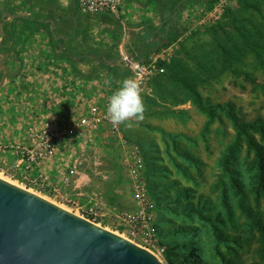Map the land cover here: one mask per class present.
I'll return each instance as SVG.
<instances>
[{"label":"rangeland","instance_id":"obj_1","mask_svg":"<svg viewBox=\"0 0 264 264\" xmlns=\"http://www.w3.org/2000/svg\"><path fill=\"white\" fill-rule=\"evenodd\" d=\"M161 3L165 12L155 22L148 17L141 22L154 24L142 30L146 40L137 50L146 53V43H154L141 57L151 53L163 65V72L152 76L160 94L148 96L149 78L141 95L151 105L169 103L166 114L174 122L159 132L132 121L131 127L122 124L126 138L141 147L142 176L162 246L160 254H153L162 264H264V178H257L254 150L264 154V0ZM71 9L76 11L74 2ZM160 23L174 35L157 32ZM177 78L190 83L214 115L201 110ZM232 115L245 123L243 130L238 131ZM107 140L98 153L106 143L120 171L115 200L111 186L100 191L110 213L131 208L133 202L120 169V147L115 137ZM98 175V180L108 179Z\"/></svg>","mask_w":264,"mask_h":264},{"label":"crops","instance_id":"obj_2","mask_svg":"<svg viewBox=\"0 0 264 264\" xmlns=\"http://www.w3.org/2000/svg\"><path fill=\"white\" fill-rule=\"evenodd\" d=\"M154 1L124 0L119 15L104 12L84 16L76 5V11L71 9L73 0H0V47L8 50H0V76L2 64L6 68L0 86V141H22L30 126H39L44 120L61 124L82 114L90 104L107 102L120 82L130 77L121 54L137 55L144 42L142 30L154 24L141 22L145 17L155 22L154 18L165 12ZM150 79L146 93L159 95L160 90L153 87L156 77ZM143 102L148 109L142 121H132L136 127H153L159 132L174 122L166 114L169 103L158 100L151 105L144 97ZM109 136L101 127L88 144L63 137L53 158L43 163L53 181L58 182L71 157H80L79 172L68 188L72 200L85 204L92 196L103 198L100 191L110 186L115 200L120 171L114 169L118 159L106 145ZM103 142L104 151L99 154L97 148ZM12 160L9 151L0 152L1 165ZM120 169L125 174L122 165ZM101 172L106 181L97 179Z\"/></svg>","mask_w":264,"mask_h":264},{"label":"built area","instance_id":"obj_3","mask_svg":"<svg viewBox=\"0 0 264 264\" xmlns=\"http://www.w3.org/2000/svg\"><path fill=\"white\" fill-rule=\"evenodd\" d=\"M79 13L94 16L99 13L119 15L124 0H73ZM121 59L127 65L130 77L141 87L152 76L163 72L164 67L157 61V56L149 53L147 57L139 54L122 53ZM105 102L102 105L90 104L84 112L69 117L64 123L56 124L44 120L39 126H30L27 136L22 141H0V152L9 151L13 160L0 164V173L15 180L24 187L43 193L61 204L71 206L77 215L95 222L104 223V227H112L119 235L141 246L151 253L160 254L158 226L155 221L154 202L146 188L142 176L143 156L141 147L130 141L122 132V125L114 127L105 118ZM105 127L109 134L117 139L121 151V165L131 191V208L108 212L100 196H92L85 204L72 200L68 188L72 178L78 174L81 159L73 155L60 180L54 182L51 175L43 168V163L52 159L58 142L63 137L72 141L88 144L95 139L97 131ZM106 179L104 172L99 173Z\"/></svg>","mask_w":264,"mask_h":264},{"label":"water","instance_id":"obj_4","mask_svg":"<svg viewBox=\"0 0 264 264\" xmlns=\"http://www.w3.org/2000/svg\"><path fill=\"white\" fill-rule=\"evenodd\" d=\"M0 264L162 263L125 237L0 178Z\"/></svg>","mask_w":264,"mask_h":264},{"label":"clouds","instance_id":"obj_5","mask_svg":"<svg viewBox=\"0 0 264 264\" xmlns=\"http://www.w3.org/2000/svg\"><path fill=\"white\" fill-rule=\"evenodd\" d=\"M145 106L141 95L140 84L127 77L120 86L108 97L105 118L114 127L125 125L131 127V121L144 119Z\"/></svg>","mask_w":264,"mask_h":264},{"label":"trees","instance_id":"obj_6","mask_svg":"<svg viewBox=\"0 0 264 264\" xmlns=\"http://www.w3.org/2000/svg\"><path fill=\"white\" fill-rule=\"evenodd\" d=\"M158 1V0H157ZM158 2H160L159 4H160V8L161 9H163V4L161 3V0H159ZM156 30H157V32H159V31H166L165 30V27H164V25H159V26H157L156 27ZM167 32V34L168 35H174V33H173V30H168V31H166ZM49 35H50V37H51V39H52V41H55V39H54V37H53V35H52V32H49ZM4 36L5 37H7V36H9V34L6 32H4ZM143 39L144 40H146V38H144L143 37ZM154 48V43H151V42H147L146 43V53H141V52H139L138 54H140L139 56H142V55H145V54H147L151 49H153ZM0 50L2 51V52H7L8 50L5 48V47H3V46H1L0 47ZM98 59H99V62H100V64H102V57H98ZM177 80L181 83V85L184 87V88H186L191 94H192V96H193V98H194V101H195V103H196V105L201 109V110H204V111H206L208 114H210V115H214V111H213V107H212V105H210V104H206V103H204V99H203V97L201 96V94L200 93H198L197 91H196V89L190 84V83H187V82H185L182 78H177ZM226 107L227 108H231V105H229V104H226ZM232 117H233V122H234V125L238 128V131H240V130H243V127H244V125H245V123L244 122H242L241 120H239V119H237L235 116H233L232 115ZM254 150H255V155H256V164H257V167H258V173H257V178H258V180L259 181H261L263 178H264V154L259 150V148L258 147H254ZM160 165H158V167H159ZM161 167V166H160ZM160 169V168H159ZM152 172L154 173V172H157V169H155L154 171L152 170ZM155 174V173H154ZM154 182H155V180L153 179L152 180V185L154 184ZM263 184H261V186H262ZM176 193H179V191H176ZM156 197H157V199L158 198H161V197H159V195L158 194H156ZM159 200V199H158ZM166 201H167V198H166ZM167 202H173V201H167ZM171 204V203H170Z\"/></svg>","mask_w":264,"mask_h":264},{"label":"bare ground","instance_id":"obj_7","mask_svg":"<svg viewBox=\"0 0 264 264\" xmlns=\"http://www.w3.org/2000/svg\"><path fill=\"white\" fill-rule=\"evenodd\" d=\"M0 178H2V179L6 180V181H8V182H10V183H12V184H14V185H17V186H19V187H21V188H24L23 186H21L20 184H18L15 180H11V179L7 178L6 176H3L1 173H0ZM24 189H27V190H29V191H31V192H34V191L30 190L29 188H24ZM34 193H36V192H34ZM36 194H37V193H36ZM38 195H40V194H38ZM40 196H42V195H40ZM42 197L48 199V198L45 197V196H42ZM48 200H49V199H48ZM50 201H52V200H50ZM52 202H53V201H52ZM54 203H55V202H54ZM56 204H57V203H56ZM57 205H59V206L65 208V209H67L66 207L62 206L61 204H57ZM67 210H69V209H67ZM69 211H70V210H69ZM75 214H76V213H75ZM105 229H106V228H105ZM108 230H109V229H108Z\"/></svg>","mask_w":264,"mask_h":264}]
</instances>
